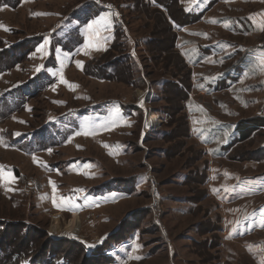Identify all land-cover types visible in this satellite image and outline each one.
<instances>
[{"label":"rangeland","instance_id":"1","mask_svg":"<svg viewBox=\"0 0 264 264\" xmlns=\"http://www.w3.org/2000/svg\"><path fill=\"white\" fill-rule=\"evenodd\" d=\"M0 24V264H264L245 225L262 184L239 191L264 173V129L217 145L199 118L264 116L246 67L264 0H0ZM120 58L114 78L90 69Z\"/></svg>","mask_w":264,"mask_h":264},{"label":"crops","instance_id":"2","mask_svg":"<svg viewBox=\"0 0 264 264\" xmlns=\"http://www.w3.org/2000/svg\"><path fill=\"white\" fill-rule=\"evenodd\" d=\"M209 1H212V0H209ZM104 22L105 21L102 20L101 24H104ZM105 36H106V40L109 39V38L111 39L110 42L107 43L108 45L106 44L107 47H108L112 43L113 34L111 32L110 34H108V36L107 35H105ZM96 37L97 38L95 39V41L99 40L102 43L105 42V40L101 41V39H103L102 36L96 35ZM105 47L106 46H104L102 49H104ZM262 56H264V50H260L258 52V57L261 58ZM256 59H255L256 62H255V60L251 61V62H249L250 64H248V66L246 65V67L250 71L249 75H251L253 68L254 67L256 68V77H259V79L256 80L257 83H256L255 87L258 86L259 89H263L264 88V68H261V66L259 64V59L258 58H256ZM234 68H235V71H239V69H240V67H236V66H234ZM222 81H223V79L220 80V82H222ZM204 92H206V91H204ZM218 93H220V91H209L207 94H209L210 96L211 95L213 96V95L218 94ZM203 112H204L203 115L201 117L199 116V118L202 120L203 130H209L210 131L212 129L213 133H217V134H220V135L223 134V135L227 136L225 141H223L224 139H221V141L218 142L217 145L226 144L227 141L229 142L228 144L233 145V143H234L236 145V141H239L242 138H244L245 140L246 139H251L258 132H260L261 130L264 129V116L263 115L258 117L259 118L258 120L251 121L250 124L247 127L238 128V126L236 127V125L233 126L232 121L231 122L230 121H225L224 119H221V118H219L216 115L213 116V114H212L213 118L218 117L221 120L215 121L213 119V122H211V121L206 122V121H204V117H205L206 113H209V110H204ZM261 147H262V149H264V141L262 142V146ZM261 161H264V156L261 157ZM249 177L250 178L246 177L248 183H244V184L240 185L239 191H243L244 193H247L248 191H251L252 185L259 184V182H260L262 185L260 187H258V192H261L263 194L264 193V173L261 174V175L249 176ZM252 180H254V183H253ZM239 181H241V180H239ZM237 183H239V182H237ZM262 209H264V203L260 204L259 207L257 209H255V210H260V213H259L258 217L254 218V219H251V220H248V224L245 222L246 223L245 225L246 226L249 225L250 227L253 226V223L256 224L255 228L252 229V228L249 227L246 232L250 231V233H252L253 231L259 230V229H261V231L264 232V227L260 226L261 225V210Z\"/></svg>","mask_w":264,"mask_h":264},{"label":"snow or ice","instance_id":"3","mask_svg":"<svg viewBox=\"0 0 264 264\" xmlns=\"http://www.w3.org/2000/svg\"><path fill=\"white\" fill-rule=\"evenodd\" d=\"M191 2L193 3V4H195L196 2H197V0H191ZM109 7H111V6H109ZM47 13H33V15H46ZM212 23H217L218 21H216V20H212L211 21ZM94 23H96V24H99L100 23V21H94ZM224 26L225 27H228V22H224ZM92 27V25H89V28H91ZM0 28H3V30H5V31H8L9 29H7L6 27H4L2 24H0ZM205 35V37L207 38V34H204ZM48 44V41L47 40H45V44L44 45H42L41 47L43 48L44 46H46ZM85 47L86 48H88V47H95V45H92L91 43H89V44H86L85 45ZM97 50H99V49H97ZM37 51H40V49H38ZM76 64H77V66L78 67H82V62L81 61H76ZM259 64H260V66H261V68H264V56H262L261 58H260V60H259ZM37 71H39L40 69L39 68H37L36 69ZM60 80H61V82L62 83H68L65 79H64V77H63V75L61 74V76H60ZM70 87H72L71 85H70ZM85 134H87V133H85ZM51 150H49V152H50ZM35 159V158H34ZM226 175H227V173H226ZM14 178L11 176V174L9 173V174H6L5 172H4V170H3V166H0V181H3L4 183H5V185H7V183H9L10 181H12ZM50 183H52V185H53V191L55 192V188H56V186H55V184H54V182H51L50 181ZM228 189H226V191H227ZM60 199V201H61V203H57V199H56V197L54 196L53 197V204H54V206H56L57 208H60L61 210H65V207H64V205H70V204H72V200H71V198H65V197H60L59 198ZM261 227H264V209H262L261 210V225H260ZM233 231H235V229H233ZM228 238H231V236H229ZM249 250H251V246H250V249ZM136 259H139V257H135Z\"/></svg>","mask_w":264,"mask_h":264},{"label":"trees","instance_id":"4","mask_svg":"<svg viewBox=\"0 0 264 264\" xmlns=\"http://www.w3.org/2000/svg\"><path fill=\"white\" fill-rule=\"evenodd\" d=\"M116 35V38L114 39L115 41H114V43H113V45L115 46H117V44L119 43V35L116 33L115 34ZM35 40V42H39V41H41L40 39H34ZM113 46V47H114ZM12 47V46H11ZM10 47V48H11ZM32 48H30L29 50H27V52L25 53V55L23 56H21L22 58H21V60L24 58V57H26V54L27 53H29V51L31 50ZM33 51V50H32ZM120 63H123V61H122V58H120L119 59V61H116V62H112V61H108V62H105V63H103L102 64V66H91L90 67V69H92V70H96V72L98 73V75L99 76H105V77H115V76H117V74L119 73V71H118V65L120 64ZM96 73V74H97ZM65 259V258H64ZM64 259H62V260H64ZM33 260V259H32ZM65 260H68V259H65Z\"/></svg>","mask_w":264,"mask_h":264},{"label":"bare ground","instance_id":"5","mask_svg":"<svg viewBox=\"0 0 264 264\" xmlns=\"http://www.w3.org/2000/svg\"><path fill=\"white\" fill-rule=\"evenodd\" d=\"M78 216H75L73 219H72V221H71V225H70V227H69V229L70 230H72V235H74V236H77V234H78V232H79V225H78ZM60 224H59V221H58V223L57 224H55L54 226H53V230H55L57 233H59L60 232Z\"/></svg>","mask_w":264,"mask_h":264}]
</instances>
